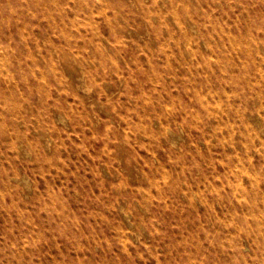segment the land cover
I'll return each mask as SVG.
<instances>
[{
    "label": "rangeland",
    "instance_id": "rangeland-1",
    "mask_svg": "<svg viewBox=\"0 0 264 264\" xmlns=\"http://www.w3.org/2000/svg\"><path fill=\"white\" fill-rule=\"evenodd\" d=\"M0 264H264V0H0Z\"/></svg>",
    "mask_w": 264,
    "mask_h": 264
},
{
    "label": "bare ground",
    "instance_id": "bare-ground-1",
    "mask_svg": "<svg viewBox=\"0 0 264 264\" xmlns=\"http://www.w3.org/2000/svg\"><path fill=\"white\" fill-rule=\"evenodd\" d=\"M263 263V262H262Z\"/></svg>",
    "mask_w": 264,
    "mask_h": 264
}]
</instances>
